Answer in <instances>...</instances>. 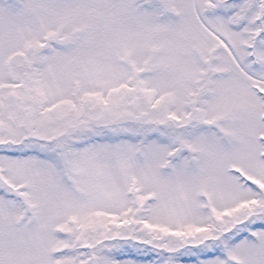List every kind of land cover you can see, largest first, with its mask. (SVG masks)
Instances as JSON below:
<instances>
[{"label":"snow or ice","instance_id":"1","mask_svg":"<svg viewBox=\"0 0 264 264\" xmlns=\"http://www.w3.org/2000/svg\"><path fill=\"white\" fill-rule=\"evenodd\" d=\"M0 264H264V0H0Z\"/></svg>","mask_w":264,"mask_h":264}]
</instances>
